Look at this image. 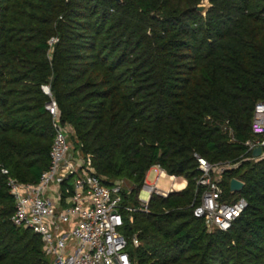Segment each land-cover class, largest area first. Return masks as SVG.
Masks as SVG:
<instances>
[{
	"label": "trees",
	"instance_id": "trees-1",
	"mask_svg": "<svg viewBox=\"0 0 264 264\" xmlns=\"http://www.w3.org/2000/svg\"><path fill=\"white\" fill-rule=\"evenodd\" d=\"M204 1L0 0V264H50L41 238L11 223L7 178L38 182L57 123L105 186L127 183L124 205L138 206L155 166L186 181L152 195L147 214H124L125 235L141 242L133 264H264V158L248 160L243 145L264 101V0H208L202 16ZM195 155L238 164L224 199L248 206L227 232L193 216Z\"/></svg>",
	"mask_w": 264,
	"mask_h": 264
},
{
	"label": "built area",
	"instance_id": "built-area-1",
	"mask_svg": "<svg viewBox=\"0 0 264 264\" xmlns=\"http://www.w3.org/2000/svg\"><path fill=\"white\" fill-rule=\"evenodd\" d=\"M56 41L52 38L49 45ZM43 91L50 95L48 87H43ZM46 110L56 122L58 109L55 102L49 103ZM54 128L48 168L38 182L21 183L7 178L8 191L15 204L10 218L12 225L30 230L41 238L42 253L50 264H133L129 249L139 247L141 242L137 233L125 235L124 214L130 221L134 212L147 214L150 197L167 198L169 194L183 190L182 182L177 183L182 178L167 176L155 166L152 168L158 171L155 183L160 176H167L172 181L170 188L163 191L155 183L149 184V171L137 196L138 206L124 205L126 184L118 182L105 186L94 172L91 157L74 148L71 128L58 123ZM250 133L252 138L243 143L245 156L250 161L261 160L264 158V101L254 106ZM228 136L230 141H235L231 130H228ZM256 148L261 149V154L253 157ZM195 158L201 172L196 188L202 192L193 216L203 220L209 232H227L248 206L242 197L224 199L223 175L238 164H211L197 155ZM1 172L8 175L6 169Z\"/></svg>",
	"mask_w": 264,
	"mask_h": 264
},
{
	"label": "water",
	"instance_id": "water-1",
	"mask_svg": "<svg viewBox=\"0 0 264 264\" xmlns=\"http://www.w3.org/2000/svg\"><path fill=\"white\" fill-rule=\"evenodd\" d=\"M117 2L120 3V0H117ZM209 8H210V3L208 0H205L196 7V12L201 14L202 16H205ZM260 154H261L260 148H256L252 153L253 157H258L260 156ZM243 187H244V183L236 178H232L229 181V192L231 194H239L242 191Z\"/></svg>",
	"mask_w": 264,
	"mask_h": 264
},
{
	"label": "rangeland",
	"instance_id": "rangeland-1",
	"mask_svg": "<svg viewBox=\"0 0 264 264\" xmlns=\"http://www.w3.org/2000/svg\"><path fill=\"white\" fill-rule=\"evenodd\" d=\"M158 175V171H156L155 169L150 170L148 176H147V182L149 184H154L155 183V177ZM182 182L181 179L177 180V183ZM176 183V182H175ZM157 188L163 191H167L170 186L172 185V181L169 180V178L167 176H160V178L158 179V181L155 183ZM127 185V183H126ZM126 190L129 191V186H126Z\"/></svg>",
	"mask_w": 264,
	"mask_h": 264
},
{
	"label": "crops",
	"instance_id": "crops-1",
	"mask_svg": "<svg viewBox=\"0 0 264 264\" xmlns=\"http://www.w3.org/2000/svg\"><path fill=\"white\" fill-rule=\"evenodd\" d=\"M185 186H186V181H185L184 179H182L181 187H182V188H185Z\"/></svg>",
	"mask_w": 264,
	"mask_h": 264
},
{
	"label": "bare ground",
	"instance_id": "bare-ground-1",
	"mask_svg": "<svg viewBox=\"0 0 264 264\" xmlns=\"http://www.w3.org/2000/svg\"><path fill=\"white\" fill-rule=\"evenodd\" d=\"M144 195V193L142 194V196Z\"/></svg>",
	"mask_w": 264,
	"mask_h": 264
}]
</instances>
